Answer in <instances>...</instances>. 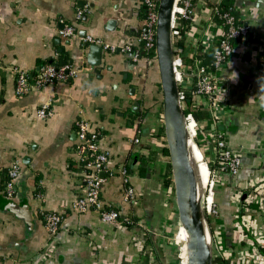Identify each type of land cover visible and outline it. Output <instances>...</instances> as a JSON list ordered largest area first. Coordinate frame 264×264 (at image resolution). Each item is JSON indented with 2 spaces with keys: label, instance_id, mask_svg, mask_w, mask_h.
Listing matches in <instances>:
<instances>
[{
  "label": "crops",
  "instance_id": "0c3cea01",
  "mask_svg": "<svg viewBox=\"0 0 264 264\" xmlns=\"http://www.w3.org/2000/svg\"><path fill=\"white\" fill-rule=\"evenodd\" d=\"M221 2L196 3L185 54L189 43L221 35L214 13ZM234 10L251 31L218 73L228 88L219 116L243 167L239 175L224 177L216 203L221 239L234 248L227 264H254L242 254L250 249L235 229L234 196L264 176V0H234ZM145 17L142 0H0V264H178L174 168L166 129L159 132L165 125L158 65L130 61L121 51L127 45L137 49ZM62 23L73 26L76 36L61 38ZM87 37L103 43L87 45ZM47 64L70 65L77 77L18 97L17 73L34 81ZM46 105L52 114L41 118L38 111ZM200 114L209 131L211 121ZM78 121L88 124L109 154L101 188L105 204L135 220L134 226L73 209L86 194ZM16 165L20 172L8 197L5 184ZM122 169L129 170L128 183ZM44 213L63 217L58 234L47 231ZM255 220L264 237L260 214Z\"/></svg>",
  "mask_w": 264,
  "mask_h": 264
},
{
  "label": "built area",
  "instance_id": "2783aa9c",
  "mask_svg": "<svg viewBox=\"0 0 264 264\" xmlns=\"http://www.w3.org/2000/svg\"><path fill=\"white\" fill-rule=\"evenodd\" d=\"M142 1L146 6V17L138 35L139 46L137 49L130 45L121 48L122 53L133 62H139L143 58L156 61V33L160 0ZM198 1L200 0H176L171 28L172 42L174 37L180 35L183 19L187 21L186 35L189 34L196 21L195 8ZM214 13L220 15L222 19V23L218 25L222 31L219 37L208 41L197 39L192 44L189 43L190 50L187 54L184 53V49L173 47L174 73L180 90L181 106L185 113L188 142L198 148L208 167V183L204 191L206 211L202 210L207 218L212 214L219 215L216 203L218 185L222 183L225 176L239 175L243 167L241 156L230 148L226 133L221 127L223 122L219 112L222 111L228 97V88L221 85L222 79L218 73L235 55L237 45L249 38L251 31L249 26L239 24L238 19L229 13L220 14L218 8ZM82 16L79 12L77 19H82ZM62 25L59 31L61 38L70 39L76 36L77 31L73 26L65 23ZM83 40L87 45H102L103 43L101 39L92 37ZM104 48L112 53L116 51L114 47L104 46ZM207 48H215L212 66L205 64L200 58ZM76 77L77 72L70 65L60 67L47 64L41 67L39 77L34 81L24 72L17 73L15 93L18 97H24L34 88H41L45 84L70 83ZM200 112L206 113L205 122L211 121L209 131L201 126V119L195 118V114ZM51 114L52 110L48 105L41 107L38 111L41 118H46ZM77 138L80 142L77 146V154L84 165L86 194L73 204V209L81 214L94 212L105 223L118 226L133 224V221L122 218L112 206L105 204L102 198L101 188L105 182L103 175L107 171L110 158L107 151L101 147L98 135L89 132L88 124L78 121ZM19 172L18 165L9 171L5 184V193L8 197L14 195V183ZM121 174L125 176V181L128 183L129 170L122 169ZM234 203L237 207L235 223L239 231L244 232L240 234L243 237L246 236L245 239L250 249V251H243L242 254L251 258L254 264H264V237L255 220V214H260L264 221V176L257 177L245 189L238 191L234 196ZM62 223L63 217L60 214L44 213V225L51 235L59 233ZM244 228L247 229V233ZM47 255H49L48 251L45 256ZM228 256L225 257L226 260Z\"/></svg>",
  "mask_w": 264,
  "mask_h": 264
},
{
  "label": "water",
  "instance_id": "95a60500",
  "mask_svg": "<svg viewBox=\"0 0 264 264\" xmlns=\"http://www.w3.org/2000/svg\"><path fill=\"white\" fill-rule=\"evenodd\" d=\"M176 0H160L156 33V62L163 97L164 125L174 168L175 200L179 221L190 238L189 264H213L210 244L197 222L203 216L197 184L190 163L188 131L174 73L172 18ZM102 52V48H100Z\"/></svg>",
  "mask_w": 264,
  "mask_h": 264
},
{
  "label": "rangeland",
  "instance_id": "374dc122",
  "mask_svg": "<svg viewBox=\"0 0 264 264\" xmlns=\"http://www.w3.org/2000/svg\"><path fill=\"white\" fill-rule=\"evenodd\" d=\"M199 153H197V156H198V160L200 161V168L202 171V176H204L203 181L205 178V187L204 188L206 189V185L208 183V178H207L208 167H207L206 162L202 158L201 154H199ZM190 155H195V154L193 151H191ZM190 158H191V156H190ZM198 160H197V163H198L197 165L199 167V161ZM219 185H220L219 187H221L222 184L220 183ZM222 188H225V187L223 186ZM216 195H217V193H216ZM205 198H206V194H205V192H203L202 198L200 200L201 202H199V203H200L201 209L204 211H206L205 210V208H206ZM203 217H204L205 221L207 222V227H208V230H209L210 235H211L210 248H211V252H212V256H213V261H214V259H219V257H223V260L227 264V260L225 257L231 251H233L234 248L233 247L230 248V247L225 246L224 241H222V239H221V237H223V236L220 233L221 222L219 219V215L218 214H212L210 217L207 218V217H205V215L203 213ZM210 224L214 227V233H212V231H211ZM173 228H174L173 243H174L175 247H177V249L180 252L178 264H183L185 256L187 255V257H188V247H187L186 236L184 233V228L179 221L177 208H176V220H175V225ZM235 229H237L238 233H244V232L239 231V227L237 225L235 226ZM215 230H216V232H215ZM245 230L247 233V229H245ZM187 264H189V258L187 260Z\"/></svg>",
  "mask_w": 264,
  "mask_h": 264
},
{
  "label": "trees",
  "instance_id": "16d2710c",
  "mask_svg": "<svg viewBox=\"0 0 264 264\" xmlns=\"http://www.w3.org/2000/svg\"><path fill=\"white\" fill-rule=\"evenodd\" d=\"M217 8L219 9L220 14L229 13L238 19L239 24H242V25L244 24L243 22L240 21V19L238 18L237 14L234 10V0H222V2L217 6ZM215 16H216L215 17L216 20L219 21L218 23H222V19L220 18V15H215ZM181 22L183 24V27H182V29H180V35L177 37H174L173 47L174 48L180 47V48L184 49L186 46V30L188 29V27H187V21L186 20L183 19ZM214 51H215V48H207V50L200 55V58L203 59L204 63L207 64L208 66H212L214 63ZM188 98H189V96H188ZM162 105H163V99H162ZM204 116L205 115L200 114V113L195 114V118L198 120H200ZM164 130H165V128L162 126V128H160V130H159L160 134H162L164 132ZM217 192H218V187H217ZM216 197H217V195H216ZM217 198H216V202H217ZM132 221H133V224H128L125 226L126 227L134 226L136 224V222H135V220H132ZM210 228H211L212 233H214V227L211 224H210ZM179 254H180L179 251H177L176 258L179 256ZM213 264H226V262L223 260L222 257H219V259H214Z\"/></svg>",
  "mask_w": 264,
  "mask_h": 264
},
{
  "label": "bare ground",
  "instance_id": "6f19581e",
  "mask_svg": "<svg viewBox=\"0 0 264 264\" xmlns=\"http://www.w3.org/2000/svg\"><path fill=\"white\" fill-rule=\"evenodd\" d=\"M190 147L192 148V151L195 154V155H190L191 156L190 163H191V165H192V167L194 169V173H195V179H196V184H197V189H198L197 199H198V202H199L201 200L203 192H204L203 176H202V173H201V171H200V169H199V167L197 165L198 163H197V160H196V158H197L196 157V152L199 153V150L191 142L189 143V148ZM197 224L200 227L201 232L204 235V237H205L206 241L208 242V244H211V235H210V232H209L208 227H207V222L205 221L203 216L200 217V219L198 220ZM183 228H184V226H183ZM184 233H185V236H186L187 247H188V244L190 242V238H189L188 234L186 233L185 228H184ZM189 256H190V254H189V250H188V258H189Z\"/></svg>",
  "mask_w": 264,
  "mask_h": 264
}]
</instances>
